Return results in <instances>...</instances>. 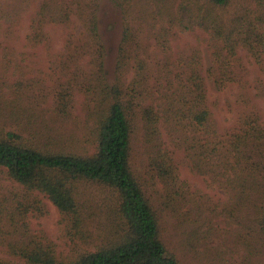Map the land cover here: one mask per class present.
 Masks as SVG:
<instances>
[{
    "label": "trees",
    "instance_id": "16d2710c",
    "mask_svg": "<svg viewBox=\"0 0 264 264\" xmlns=\"http://www.w3.org/2000/svg\"><path fill=\"white\" fill-rule=\"evenodd\" d=\"M100 1L0 3V35L6 43L1 75L14 64L11 39L31 4L23 47L42 46L46 56L42 69L17 68L15 89L0 78V169L26 192L48 198L72 228L83 222L80 185H97L115 202V228L93 250L59 262L50 242L30 239L13 253L27 264H179L159 236L154 206V199L163 198V206L173 207L175 189L186 188L176 153L189 171L223 188L236 208L251 204L264 235V125L248 95L247 71L238 54V48L245 50L264 80V0H109L123 20L112 85L103 71ZM72 17L80 25L77 31ZM185 31L206 43V73L214 86L220 91L237 87L241 108L229 132L218 131L208 103L200 48L185 44L172 53V42ZM57 42L59 51L53 50ZM10 92L15 97L8 98ZM74 95L83 98L85 131L50 135L45 116L66 118ZM11 107L20 109L19 121L31 137L5 128L6 120L18 118L8 112ZM134 136L153 186L163 189L155 198L132 169ZM67 141L76 145L62 146ZM8 215L0 210V223Z\"/></svg>",
    "mask_w": 264,
    "mask_h": 264
},
{
    "label": "rangeland",
    "instance_id": "374dc122",
    "mask_svg": "<svg viewBox=\"0 0 264 264\" xmlns=\"http://www.w3.org/2000/svg\"><path fill=\"white\" fill-rule=\"evenodd\" d=\"M3 1L0 0V3ZM33 8L34 5L31 4L22 13L19 25L14 26L16 31L10 47L16 58L11 56L14 64H8V67L4 68L7 70L4 76L1 75L3 67L0 63L1 80L12 84L14 89L16 83L12 81L19 77L17 68L27 66L42 69L46 60L42 46L32 49L23 47L24 34L33 14ZM72 19L75 20L74 17ZM97 20L98 33L104 47V77L106 83L112 85L115 82L116 57L123 31L122 14L111 1L101 0L97 8ZM7 24L8 22L3 23V27ZM73 25L75 31L80 28L77 20ZM195 33L179 32L178 40L172 42V53L175 55L178 47H184L185 44L200 48L208 103L218 131L229 132L235 126L241 108L235 100L237 87L232 86L220 91L214 86L212 79L206 73L209 66L207 45L204 40L197 41ZM5 45L0 35V58L2 47ZM60 49L59 42L55 43L53 50ZM19 51L23 52L20 56L17 54ZM238 54L247 71L248 95L255 104L264 125V80L258 66L250 59L247 52L238 48ZM28 76L32 74L28 73ZM10 94L11 92L7 95L8 98L15 97ZM73 98L75 100L70 104V113L66 118L58 114L56 117L45 116L50 135L52 132L62 130H72L76 133L85 131L80 122L85 118L82 111L83 98L81 95L76 97L74 95ZM8 112L18 118L13 121L6 120L5 128L27 136L30 130H25L19 121L22 117L20 109L11 107ZM37 139L41 141L38 135L35 137V140ZM49 141L52 142L51 139ZM69 144L76 145L67 141L62 146ZM85 146L88 147L89 144ZM175 157L180 164L179 179L186 182V188L184 191L175 189L173 207L163 206L161 204L163 198L154 199V206L159 214V236L168 253L173 255L179 264H264V235L253 206L250 204L251 207L244 205L242 209L236 208L228 202V195L224 189L213 183L209 176L192 173L181 163L182 155L176 153ZM130 161L136 176L141 177L142 184L148 186V191L155 198L156 192L160 194L163 189L158 185L153 186L151 174L145 171L146 157L140 139L135 136L132 140ZM78 200L82 204L83 222L80 228H72L48 198L38 192L33 194L26 192L6 175L4 169H0V210L10 214L7 217L10 219H4L0 223V264H27L13 252H17L23 247L22 243L30 239L41 243L50 242L59 262L70 261L84 251L93 250L115 228L112 212L115 202L110 200L106 190L92 184L79 186Z\"/></svg>",
    "mask_w": 264,
    "mask_h": 264
}]
</instances>
